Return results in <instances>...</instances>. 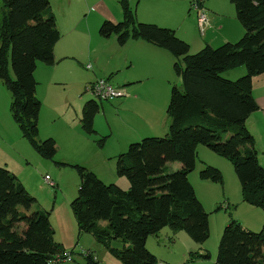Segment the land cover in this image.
<instances>
[{"label":"trees","instance_id":"obj_1","mask_svg":"<svg viewBox=\"0 0 264 264\" xmlns=\"http://www.w3.org/2000/svg\"><path fill=\"white\" fill-rule=\"evenodd\" d=\"M231 1L245 28L244 35L238 41L215 48L205 46L196 53L190 52V44L175 29L139 21L129 0H120L121 21L104 20L99 28L104 37L116 35L120 44L140 38L169 49L176 57L174 70L182 81L172 88L166 135L132 142L117 157V172L129 179L128 189L105 182L82 164L69 163L80 177L78 195L71 202L78 236L92 234L123 264H160L147 240L167 226L185 230L196 241L209 238V213L189 179L196 168L199 144L231 160L243 200L264 209V167L247 123L259 108L254 78L264 73V0ZM2 3L0 81L11 92V115L31 146L42 157L55 160L56 139H39L42 101L36 94L34 74L39 62L56 63L55 47L62 37L51 0ZM241 65L247 68L243 76H223ZM100 109L96 99L83 105L81 124L86 133L97 134L94 119ZM106 139L103 136L97 142L102 146ZM170 160L180 161L182 167L165 173ZM200 177L224 181L222 171L213 165L205 166ZM36 202L20 177L0 165V264H50L56 253L67 250L55 238L52 209L35 208ZM102 220H107V225ZM189 255L191 261L211 257L209 251ZM85 257L87 264H101L93 255ZM216 264H264V225L255 231L237 220L227 224Z\"/></svg>","mask_w":264,"mask_h":264},{"label":"crops","instance_id":"obj_2","mask_svg":"<svg viewBox=\"0 0 264 264\" xmlns=\"http://www.w3.org/2000/svg\"><path fill=\"white\" fill-rule=\"evenodd\" d=\"M129 1L139 21L153 22L175 29L177 35L190 44V51L192 52H197L206 45L214 46L228 41H238L245 33V28L238 19L236 8L231 0H204V7L207 9L210 19V24L204 33L201 32L198 26L196 12L191 10L192 0H186L189 8L182 5L179 10L176 7L173 8V6L179 7V0ZM54 2L56 0H51L52 9L56 16L58 28L62 33V37L55 47L56 63L49 65L45 62H39L34 72L38 80L36 94L42 101L39 118L40 138L53 137L56 139L58 143L57 153H61L59 160L68 163H80L96 172L105 182L111 181L128 189L130 186L129 179L117 175V157L125 152L133 141L149 135L168 132L171 121L168 108L172 88L174 84L181 85L178 84L179 76L174 70L176 57L169 49L157 46L144 39H130L125 44H120L116 39L117 36L113 37L111 35V44L116 47L117 58L114 54L105 63H101L98 58L93 56L92 39L97 37L98 34L101 35L99 28L104 20L118 22L123 19L124 13L120 0H62L61 4L58 3L57 9L59 10H56ZM1 4L3 5L2 0ZM2 5L0 7V18L3 10ZM57 11H59L60 16H58ZM177 17H179L178 21ZM70 60L77 62V65H74L77 70H81L82 64H85L86 69H95L93 72H87L84 82H87V85L98 78H109L111 81L113 75L118 73L121 74V79L116 85L126 87L129 93L122 96L123 99L114 98L109 100L114 104L117 103L120 107L113 108L101 104L108 123L106 132H102L106 133L103 136H107L102 146L97 142L100 130L96 129L97 134L86 133L82 128L81 118L75 128L80 134L84 132L87 135H80L77 138L65 135V131L67 132L71 128L67 115L68 108L71 106V98L68 95H60L61 103L59 106L56 104L51 106L52 118L50 119L55 123L50 130L48 129L49 125L44 113L46 98L40 94L39 85L47 82L52 83L53 79L64 81L74 69L73 65L64 68L61 66L67 64L66 62ZM246 72L247 68L240 67L231 72L228 77H240ZM56 74L57 76H55ZM144 84L146 86L143 87ZM253 91L259 108L250 114L247 123L256 137V144L263 148L264 73L255 76ZM51 102L53 101L49 102L47 108H49ZM10 104L11 93L0 81V120L4 119L6 128L10 127L16 133L13 117L10 113ZM75 112L80 117L79 112L81 111L75 109ZM97 120L94 119V125L97 124ZM56 124L63 127V134H58L54 130ZM7 134V130L0 132L1 141ZM259 138L262 141L259 142ZM257 152L258 157H260V150L257 149ZM9 163L7 160L1 165H8L11 170ZM60 166L64 165L60 164ZM108 177H113V180H106ZM71 181L72 185L76 184V187H78L79 181L76 173H71ZM54 182L55 187L60 189L61 186L64 187L62 180L55 179ZM197 182L199 181L197 180ZM61 191L64 193L63 190ZM67 199L69 200V196ZM57 200H59V196ZM63 202L65 201H62V204ZM51 221L55 229L56 240L62 243L67 250H76L77 246L83 242L85 247L81 246L79 253H81V249L85 248L94 251L93 249L100 244L90 233H86L89 235L81 239L83 235H77L78 224L74 214L71 215L67 210L63 211L61 205H53ZM100 252L94 251L93 256L95 259L97 257L102 264L104 260H101L103 258H100ZM82 255L85 257L84 254ZM160 264L164 263L161 262Z\"/></svg>","mask_w":264,"mask_h":264},{"label":"rangeland","instance_id":"obj_3","mask_svg":"<svg viewBox=\"0 0 264 264\" xmlns=\"http://www.w3.org/2000/svg\"><path fill=\"white\" fill-rule=\"evenodd\" d=\"M58 3L61 4L62 0H56V2H54V6H56V10H59L57 9L59 5ZM161 3L165 4L164 2ZM178 3H179V7L173 6V8L176 7L179 10L182 7V5H185L187 6V8H189L188 2L186 0H179ZM1 5L2 4L0 0V7ZM191 10L195 11L197 14V11L192 9V2H191ZM57 12H58L57 13L58 16H60L59 11ZM178 20L179 17H177V21ZM113 37L116 36L113 35ZM111 39L112 38L110 37L106 38L99 34L97 35V37H93L92 39L93 56L98 58L99 62L101 63H105L110 57L116 54V47L112 46ZM67 40L68 38L66 39V41ZM222 44L219 45L217 44L212 47L215 48ZM206 46H211V45H206ZM190 52L196 53L192 51ZM116 58H117V54H116ZM66 63L67 64H63L61 67L63 68L71 67L73 65L72 67L74 71H71L69 73V76L64 81H57V79H53L52 83L47 82L42 85H39V89H40V94H42V96L46 98V101H44V113L49 125L48 128L49 130L51 127H53L52 125L55 123L53 120L50 119L52 118L51 106L53 104L59 106V104L61 103L59 99L60 95H68L71 98V106L68 108V113H67L71 123V128L67 132L65 131V135L69 137L77 138L80 135H87L84 132L80 134L75 128L76 124H78L79 119L82 117L81 108H83V105L87 100L96 99L102 105L113 108L120 106L117 103L115 104L112 103L109 100H101L92 93H90L89 91H87L86 89L87 82L84 83L85 78L87 77V72H93V70L95 69H91V68L86 69L84 67L85 64L84 65L82 64L81 70H77V68L74 66L77 65V62H75L74 60H70ZM240 67H244V69H246L244 65H241L236 68L229 69L223 72V76L230 79L239 78V77L231 78L228 76L230 75L231 72L236 71V69H239ZM55 76H57V74ZM120 79H121V74L115 73L111 78V82L116 85L117 83L120 82ZM178 84H181L180 76H179ZM144 86H146V84H144L143 87ZM116 99L118 100L123 99V97H117ZM50 101L53 102H51L49 108H47V105L49 104ZM1 102L3 103V101ZM75 109H77V111H81L79 112L80 117L76 115ZM95 118L98 120H97V124H95L94 127L98 131L100 130L99 131L100 136L98 137L100 138L103 137V135H106V133H102V132H106V128L108 126L106 114L104 113L102 107L100 111L97 113ZM4 123H5L4 119L0 120V132L7 130L8 134L4 137L3 141H1L0 139V165L7 162V160L10 162L9 164L12 168L11 171L16 173L20 177V179L23 181L27 189L37 198V202L34 205L35 208L39 206L42 208H47V210H51L53 208V205L58 204L61 205V209L63 211L67 210L71 215H73L71 202L78 195L79 185L78 187H76V184L72 185L71 173H76L79 181L78 184H80V177L78 175L77 170L69 163L61 164L64 166H60V164L56 162V161H61L59 160L61 153H56L55 160L42 157L31 146L29 141L22 136L20 128L18 124L14 121V119H13V123L16 129V133H14L13 129L10 127L7 129ZM96 126L100 129H98ZM54 130H56L58 134L64 133L63 127L60 124H56L54 126ZM165 135L166 132L158 133L157 135H149V136H165ZM39 139H41L40 134H39ZM141 139H138L136 141H139ZM258 140L259 142L262 141L261 138H259ZM255 145L257 149H259L261 152L259 161L260 164L264 167V147L262 148L261 146H258L256 144V140H255ZM207 165H213L222 171L224 176L223 183L214 182L208 179H202L200 177V171ZM181 167H182V163L180 161L170 160L166 163L164 167L165 173L176 171ZM46 175H48L53 181H55V179L62 180L64 187L61 186L60 189L57 187L49 186V184L45 180ZM122 177L127 178L126 176H122ZM112 178L113 177L111 178L108 177L106 180H113ZM196 178L199 182H197ZM189 179L196 190L198 198L202 201V203H204V206L209 213V223H210L209 238L205 241H196L193 238H191L190 235L185 230L174 231L171 227L167 226L164 227L158 235H151L148 238L147 247L152 253L156 254V256L159 259V262L160 263L163 262L164 264H216L219 245L225 226L230 222H232L233 220H237L244 227L255 231H259L264 225V209L260 206L250 204L243 200L241 182L237 176V173L235 171L234 165L231 162V160L217 154L205 144H199L196 168L194 171H192L189 174ZM107 183H113V182L107 181ZM61 190H63L64 193ZM58 196H59V200H57ZM68 196H69V200L68 199L66 200ZM62 201L65 202H63L62 204ZM101 223L103 225H107L108 221L102 220ZM86 235L89 234L86 233L83 234V237L81 236L82 237L81 239H83ZM81 246L85 247L83 242H81V244L77 246V249L75 250L73 255L74 257L73 261H65V262H61L60 264H87L86 257H84L81 253H79ZM93 250L101 251L99 256L100 258H103L101 260H104L102 261V264H123L120 258L108 252L107 248L101 243L98 244V246L95 247ZM194 251L196 252L209 251L211 257L209 259L198 258L194 261H191L189 260L190 258L189 254H191V252ZM96 259L98 260L97 257Z\"/></svg>","mask_w":264,"mask_h":264},{"label":"built area","instance_id":"obj_4","mask_svg":"<svg viewBox=\"0 0 264 264\" xmlns=\"http://www.w3.org/2000/svg\"><path fill=\"white\" fill-rule=\"evenodd\" d=\"M192 9L197 11L198 26L201 32L204 33L207 29V26L210 24L208 14L204 8V0H193ZM86 89L101 100H111L129 94L126 90V87L115 85L107 78H98L97 80L88 84ZM45 180L49 186H56L55 182L48 175L45 176ZM81 253L85 256L93 255L94 251L90 249H81ZM73 255L74 253H72L70 250L60 251L53 256V258L50 260V264L73 261Z\"/></svg>","mask_w":264,"mask_h":264}]
</instances>
